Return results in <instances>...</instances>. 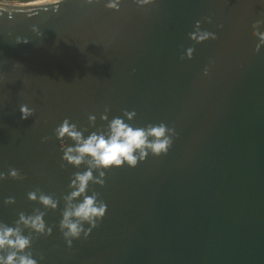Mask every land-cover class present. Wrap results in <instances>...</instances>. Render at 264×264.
<instances>
[{
  "label": "water",
  "instance_id": "1",
  "mask_svg": "<svg viewBox=\"0 0 264 264\" xmlns=\"http://www.w3.org/2000/svg\"><path fill=\"white\" fill-rule=\"evenodd\" d=\"M257 19L264 20L259 0H152L143 7L122 0L118 11L104 0L0 7V201L15 198L0 205V221L11 224L18 212L41 207L28 191L57 199L67 192L78 169L60 166L53 130L64 118L93 131L89 114L101 129L106 107L109 119L134 110L132 124L164 122L176 132L166 154L110 169L102 187L89 185L107 211L86 239L67 247L57 226L62 200L47 210L51 235L32 238L39 264H264ZM197 20L216 39L190 40ZM190 46L192 58L182 59ZM22 104L33 109L23 120ZM9 168L22 178L9 177Z\"/></svg>",
  "mask_w": 264,
  "mask_h": 264
},
{
  "label": "clouds",
  "instance_id": "2",
  "mask_svg": "<svg viewBox=\"0 0 264 264\" xmlns=\"http://www.w3.org/2000/svg\"><path fill=\"white\" fill-rule=\"evenodd\" d=\"M36 0H0V7L15 4H31ZM89 3L93 0H88ZM122 0H104L105 6L113 10H119ZM138 6L143 7L152 0H133ZM264 4V0H259ZM56 10V9H54ZM11 18V17H9ZM205 20L210 22L209 18ZM253 32L257 37L255 51L264 46V20L257 19L254 22ZM36 31V26H33ZM188 38L197 44L207 40L216 39V34L201 29V21H195L193 31L188 33ZM17 43H27L17 37ZM194 48L184 49L182 59H191ZM209 68L205 66L202 74L207 76ZM20 118L27 119L32 115L33 109L27 105H20ZM134 110H123L122 115L108 117L107 107L100 114V120L106 121L103 128L95 127L96 116L89 114L87 119L89 128L93 131L78 127L75 122H70L66 117L55 128L54 135L61 150V167L65 164L78 169L73 172L67 184V192L60 199L49 193L35 188L27 192V199L38 203L41 207L34 208L31 213L20 211L11 224L0 221V264H39L34 258L31 246L32 238L36 236H49L53 227L44 219L46 211H56L61 200L63 207L60 210L58 229L62 234L65 245L72 246L73 240L87 238L92 229L102 220L107 211V204L99 198V193L91 191L90 184L103 186L106 172L113 168L128 166L135 167L143 162L149 154L160 156L166 154L176 136L174 128L164 122L158 124L134 125L131 121L135 118ZM87 133V135H85ZM47 136L42 137L44 142ZM83 166V170L81 169ZM7 175L13 179H21V174L16 168H9ZM5 178V173L0 172V180ZM15 198L7 196L0 201V205H12ZM43 209V210H42ZM42 260L43 257L41 256Z\"/></svg>",
  "mask_w": 264,
  "mask_h": 264
}]
</instances>
